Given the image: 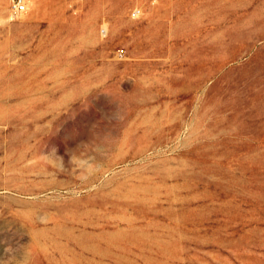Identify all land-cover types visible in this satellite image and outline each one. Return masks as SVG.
Returning a JSON list of instances; mask_svg holds the SVG:
<instances>
[{"label": "rangeland", "instance_id": "374dc122", "mask_svg": "<svg viewBox=\"0 0 264 264\" xmlns=\"http://www.w3.org/2000/svg\"><path fill=\"white\" fill-rule=\"evenodd\" d=\"M0 0V264H264V0Z\"/></svg>", "mask_w": 264, "mask_h": 264}, {"label": "built area", "instance_id": "2783aa9c", "mask_svg": "<svg viewBox=\"0 0 264 264\" xmlns=\"http://www.w3.org/2000/svg\"><path fill=\"white\" fill-rule=\"evenodd\" d=\"M11 10L14 14H22L26 11L25 0H13Z\"/></svg>", "mask_w": 264, "mask_h": 264}]
</instances>
